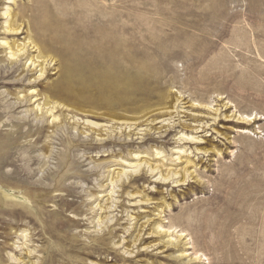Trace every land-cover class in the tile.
<instances>
[{
  "label": "rangeland",
  "instance_id": "374dc122",
  "mask_svg": "<svg viewBox=\"0 0 264 264\" xmlns=\"http://www.w3.org/2000/svg\"><path fill=\"white\" fill-rule=\"evenodd\" d=\"M88 3L109 20H101L106 34L112 24L130 30L114 35L123 46L82 39L97 71L71 56L74 91L49 90L62 81L60 62L41 80L22 66L0 79V142L17 140L0 172V264H264V0ZM49 4L0 0V42L40 43L31 31L5 34L1 14L23 11L15 22L23 27ZM8 46H0L4 71ZM35 99L53 113L36 116ZM136 152L146 156L142 179L110 196L111 177L133 171ZM14 166L25 172L13 176ZM168 170L176 179L153 182Z\"/></svg>",
  "mask_w": 264,
  "mask_h": 264
},
{
  "label": "bare ground",
  "instance_id": "6f19581e",
  "mask_svg": "<svg viewBox=\"0 0 264 264\" xmlns=\"http://www.w3.org/2000/svg\"><path fill=\"white\" fill-rule=\"evenodd\" d=\"M8 1H10V0H8ZM85 1H86L88 6H84L82 1L77 2L76 0H75V2L74 1L73 2L68 1V0H50L49 7L46 8L44 11H41V12L39 11V13H37V14H32V18H30L29 22L26 23L23 27L16 25L15 22L23 19V17L25 16V13L22 11L21 15H12L10 17V19L8 20L10 12L8 9H6L1 14L3 16L6 15V21L4 22L5 28H3L5 31V34H7L9 36H17V35H22L24 33L28 34L29 31H31L34 33L33 35H35L39 39L40 43H37L38 41L36 39H33L32 36H28L27 39L25 38L24 41L17 44L16 48H14V50H13V48L11 46H8L7 42L1 41L0 46H3V47L8 46L7 50H9V52L7 53V60L10 63L13 62V64L10 65V67L7 71L0 69V79L3 78L4 74H6V77L13 75L14 73L19 71V70H17L18 67L22 66L23 71L27 70V72L35 71V72L39 73L37 76V79L41 80V79H43L45 74H47V71L49 70L50 67L54 68V66L58 62H60L61 63L60 69L57 70L56 72L58 73L59 71H61V69L63 70L62 81L58 84L54 83V85L50 86V88H49L50 92L54 93V95L55 94L57 95V94H60L62 92L69 94V92L74 91V90H72V87H71L70 70L65 73V71H67L65 69L68 68V62H69L68 59H70L71 56H73L75 54L80 55L81 57H83V59L85 61V65L83 67H85L86 69L91 70L93 72L97 71V68L92 66V63L88 62V60L92 59L91 61L95 62L96 61L95 59H96V57H98V55L94 52H87L88 50L85 48L86 45L84 46L82 39L84 37L87 38L90 36V37H92L93 40H96L97 45L99 43L105 42V43H107V46L108 45L114 46V45H118V41H119L118 38L114 37V35L118 34L120 32L119 36H121V32H123V35H124L123 37H125L128 34L130 29L127 27V25L123 24L117 30L116 25L112 24L113 26H111V27L108 25L110 33L106 34L105 32H103V29L107 28V25L105 27V25L101 23V20H103V18L107 19V17L100 14V13H97L95 10H93V8H91L90 4L88 3V0H85ZM35 7H36L35 2H31V4H29V5L27 4V9L30 13L31 12L33 13ZM104 21H106V20H104ZM108 21L109 20L107 19V22ZM107 22H106V24H107ZM25 27L27 29L24 32L23 29ZM116 31H117V33H116ZM29 34H31V33H29ZM126 41L127 40L125 38H123V42H126ZM119 43L121 44V46L124 45L122 43V40H120ZM49 51H54L55 53L60 55V57L58 55L57 56L59 58H61V60H59V61L57 60V57H55L56 54L54 56V59L56 58V60H54L53 57L51 58L48 55H46V53H50ZM102 51H104V50H102ZM32 52L36 53V55L30 56V53H32ZM111 53H112V51H111ZM112 55H113V53H112ZM74 58L76 59L77 57H74ZM53 60H54V62H53ZM82 62H80V63H82ZM61 66H62V68H61ZM94 77H95V80H98V78L96 77L95 74H94ZM104 78L106 79V77H104ZM105 79H102V80H105ZM84 82H87V81L82 80L80 82L81 87H82ZM87 83H88V87H94L97 90L98 86H96L94 84V82H92V83L87 82ZM83 91L86 92L85 90H81V92H83ZM29 94L33 95V92L30 91ZM61 95H63V94H61ZM36 101L37 100L35 99L32 102V105H34V103H36ZM53 109H55L54 106H50V107L46 108V107H44V104L37 103L36 105L33 106L31 111H33V113L36 114V116L37 115L42 116V115L48 114V113L52 114ZM50 117H52V120H51L52 122H55L57 119L53 115H50ZM243 119H244L243 121H245V120L250 119V117L249 116L244 117ZM256 119H258V118L254 117L252 120L255 121ZM248 121L250 122V120H248ZM166 125H167V123H166ZM96 127L97 126H95V128ZM130 127H131V125L128 126L127 128H130ZM127 128H124V132ZM201 128L206 130L207 129L206 124H204L203 126H198L196 132H201V130H200ZM6 140H7L6 142H3L2 140L0 142V172L2 171V166H5V165L9 164L10 162H14V159L16 158L15 154H17L16 152L15 153L13 152V149L17 146V140L16 139L14 140L13 137L10 139L7 138ZM103 140H105V139H103ZM103 140L99 139V141H103ZM175 140H179V142L189 143V144L190 143H198V142H196L197 138L185 135V133H182V134L178 133V137L175 138ZM107 141L108 140H105V142H103L102 144L107 143ZM20 144H21V142H20ZM183 152L184 151L181 148L178 150V152L173 151L172 153L173 154H182ZM153 153H155V157H156L155 159L161 158V156H160L162 154L161 151H158V152L154 151ZM141 154L142 153L136 152V153H133L132 156L130 157L133 161L136 162L135 164L128 166L129 168H132L133 171L127 172V171H124L121 169L119 172L116 173L115 177H111V180L109 179L110 181H109L108 187L111 186V189L108 190L109 195L113 194L112 191H114L116 184L119 185V183H121V185H124V183H126V180H128V179L133 180V181H138V180L142 179V177H143L142 173H141V175H140V173L139 174H137V173L140 170V166L145 167V164H147V162L144 160L140 161L142 158H146L145 154L144 155H141ZM20 159H22V158H20ZM27 164H25V165H27ZM14 168H15L14 172L12 173L13 176L14 175L18 176L20 174V171L25 172L19 166H14ZM155 170H157L156 166L153 169H150V168L148 169V171L151 173H153ZM110 171H108V172H110ZM176 172L177 171H174V170H172V171L168 170V173H167L168 175H160L157 173L159 176L156 178V180H153V182L157 181V180L167 181L170 177L172 178V180L176 179V178H173L174 175L178 174V172L177 173ZM185 182H186V178H184L183 183L178 181V180L173 181V183L177 184L175 186H179V185L183 186V185H185ZM155 183H159V182L157 181ZM215 224H217V222ZM212 227H214L212 225V223L207 225V229L210 231H211ZM102 241H103L102 238L97 240V241H94L93 245L102 244ZM21 245L22 246L25 245V242H23ZM93 247H95V246H93ZM53 255H55V254L53 253ZM196 258H199V257L197 256Z\"/></svg>",
  "mask_w": 264,
  "mask_h": 264
}]
</instances>
